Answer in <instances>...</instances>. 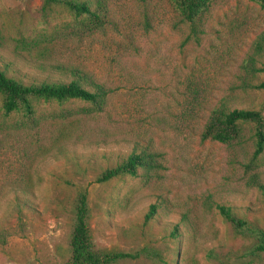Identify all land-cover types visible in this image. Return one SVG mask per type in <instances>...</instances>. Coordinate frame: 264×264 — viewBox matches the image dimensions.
Segmentation results:
<instances>
[{"label": "rangeland", "instance_id": "374dc122", "mask_svg": "<svg viewBox=\"0 0 264 264\" xmlns=\"http://www.w3.org/2000/svg\"><path fill=\"white\" fill-rule=\"evenodd\" d=\"M43 1L0 0V70L29 85L69 81L55 70L57 64L84 68L118 87L113 111L128 122L125 129L134 137L101 142L100 135L97 144L85 141L67 144L64 151H47L48 134L32 139V132L22 129L26 120L21 115L4 117L0 110V264H63L68 259L70 207L79 187L89 192L92 238L99 250H155L169 264H216L208 257L210 251L219 256L244 252L248 242L235 236L216 206L231 207L239 217L264 227V192L246 185L253 172L242 167L254 150L250 126L232 146L201 142L208 112L194 105L197 100L215 102L237 82L253 42L264 33V8L247 0H215L200 44L182 47L184 32L171 31L174 18L166 0L150 7L148 28L138 3L111 0V25L98 34L78 32L74 16L62 8L43 18ZM42 32L62 36L48 58L22 42ZM258 62L264 65V54ZM176 73L177 84L172 77ZM186 78L198 86V95H183ZM252 82H264V74ZM176 86L177 110L172 107L174 118H169L175 121L177 115L174 133L155 119L169 116L163 109ZM84 106L40 103L35 117L44 125L55 114ZM236 107L264 116V91L241 93ZM135 143L163 155L165 170L159 178L144 182L140 176L123 177L95 184ZM258 164L264 185V152ZM152 205L156 212L145 221ZM175 227L178 236L172 237ZM115 264L160 263L142 257Z\"/></svg>", "mask_w": 264, "mask_h": 264}, {"label": "trees", "instance_id": "16d2710c", "mask_svg": "<svg viewBox=\"0 0 264 264\" xmlns=\"http://www.w3.org/2000/svg\"><path fill=\"white\" fill-rule=\"evenodd\" d=\"M139 8L144 10V26L149 27L150 7L157 0H134ZM264 8V0H247ZM111 0H44L41 11L43 18L49 19L55 8H62L74 16L78 32L98 34L105 32L109 21V5ZM174 21L170 25L171 31L184 32L181 46L189 43L199 45L206 34L210 10L215 0H166ZM149 11V12H148ZM143 14V12H142ZM113 23V22H112ZM183 29V30H182ZM79 33L73 34L78 36ZM62 36L56 33L42 32L35 37L23 40V44L36 48L42 58H48L55 42ZM264 54V33L259 35L252 44V53L240 67L237 82L232 83L227 91L215 102L202 103L196 101L197 109H205L208 114L200 134L201 142H215L232 146L238 144L245 135L247 126H250L254 150L247 164H242L246 173L253 172L247 179L248 187L264 192V185L259 181L258 160L264 152V116L254 109L238 108L241 93L249 91H264V82L254 84L252 79L264 74V65H258V60ZM55 70L68 75L69 81H44L41 83L24 84L10 78L0 70V110L4 117L21 115L26 120L22 129H28L30 137L34 139L43 133L48 134L47 151L53 149L65 150L67 144L76 145L82 142L97 144L99 136L105 139H116L119 142H128L134 134L128 130L126 120L115 116L112 97L118 87L101 82L84 68H73L65 65H55ZM177 84V73L172 76ZM185 92L193 91L198 95V86L186 78ZM195 85V86H194ZM200 90V89H199ZM186 100V99H185ZM188 100V99H187ZM70 102H80L86 106L61 112L52 116V122L42 125L36 119V109L40 103L62 106ZM193 108L195 109V107ZM172 107L177 110V86L173 88L170 102L164 106V118L155 119L158 124L177 133V115L172 117ZM197 112V111H196ZM185 112L182 118H186ZM184 121V120H183ZM92 125H100L99 127ZM98 128L99 130H96ZM130 128V127H129ZM141 136V133H136ZM105 138V139H103ZM40 142V141H36ZM163 155L151 146L133 145L131 153L112 168L103 170L95 179V184H105L114 179L123 177H141L144 182L159 178L160 171L165 170L162 164ZM216 211L222 220L228 224L237 238L248 242L244 252H230L219 256L213 251L208 253L216 264H264V227L256 222L241 218L231 207L216 206ZM156 212V206L149 208L145 221L151 219ZM68 259L63 264H115L123 260H137L149 258L158 260L160 264H169L163 260L161 253L155 250H141L135 254H127L116 250H99L93 242L91 230V207L89 192L86 187H79L72 201L69 212ZM170 236H178V227H175Z\"/></svg>", "mask_w": 264, "mask_h": 264}]
</instances>
